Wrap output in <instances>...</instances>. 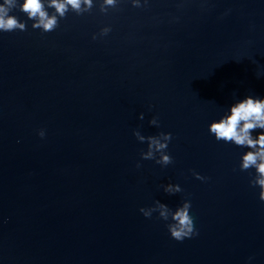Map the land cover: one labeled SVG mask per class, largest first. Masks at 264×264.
I'll return each instance as SVG.
<instances>
[{
	"label": "water",
	"instance_id": "obj_1",
	"mask_svg": "<svg viewBox=\"0 0 264 264\" xmlns=\"http://www.w3.org/2000/svg\"><path fill=\"white\" fill-rule=\"evenodd\" d=\"M22 3L0 29V264H264L249 147L209 131L264 96V0H43L49 30Z\"/></svg>",
	"mask_w": 264,
	"mask_h": 264
},
{
	"label": "clouds",
	"instance_id": "obj_2",
	"mask_svg": "<svg viewBox=\"0 0 264 264\" xmlns=\"http://www.w3.org/2000/svg\"><path fill=\"white\" fill-rule=\"evenodd\" d=\"M50 2L63 14L69 5L79 9L82 3L90 6L92 0H50ZM108 2L112 3L113 0H108ZM11 3L12 0H5L4 3H0V29H12L17 26L24 27V24L14 15H9ZM21 7L28 12L29 16H39V20L36 22L37 26L42 25L46 30H49L56 24V17L54 15L49 16L44 10L43 0H23ZM257 127L264 129V96L248 95L232 104L227 114L212 121L209 125V131L218 140L234 142L237 145L249 147V150L242 156V167L255 166L259 174L258 184L261 187L259 196L260 199L264 200V131L254 137L251 130ZM150 139V148L152 145L159 149L166 147V144L160 142L157 138L152 137ZM151 154L149 152L145 155L150 156ZM162 159L165 163H168L171 157L166 154L163 155ZM178 187V185L174 187L170 184L167 190L175 191L178 190ZM161 207L166 209L165 205H161ZM190 209L191 202L186 201L182 207H179L172 214V219L175 223L170 224L168 227L171 235L177 240H183L185 237H190L198 232ZM162 214L166 217V210Z\"/></svg>",
	"mask_w": 264,
	"mask_h": 264
}]
</instances>
